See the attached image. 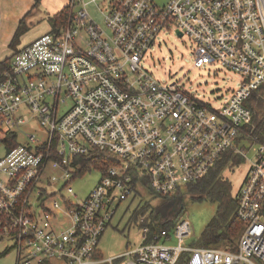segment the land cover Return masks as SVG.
<instances>
[{"label": "built area", "instance_id": "obj_1", "mask_svg": "<svg viewBox=\"0 0 264 264\" xmlns=\"http://www.w3.org/2000/svg\"><path fill=\"white\" fill-rule=\"evenodd\" d=\"M106 3L96 5L99 23L87 3L70 0L64 26L0 61V236L13 240L14 264H178L183 255L185 264H264V136L246 129V101L254 93L264 98V0ZM171 30L194 43L195 67L216 63L239 74L219 107L142 67L159 33ZM29 123L39 131L23 133ZM94 149L117 163L74 202L58 182L73 178L77 158ZM227 154L248 162L234 249L183 245L191 232L185 219L149 238L141 217L137 246L107 259L98 254L113 205L136 190L132 173L137 188L144 179L156 196H172Z\"/></svg>", "mask_w": 264, "mask_h": 264}, {"label": "rangeland", "instance_id": "obj_2", "mask_svg": "<svg viewBox=\"0 0 264 264\" xmlns=\"http://www.w3.org/2000/svg\"><path fill=\"white\" fill-rule=\"evenodd\" d=\"M109 0H97L94 4L91 0H82L87 3V11L89 15L97 22L101 23L102 19L99 15L96 5L104 8ZM157 5H165L168 0H151ZM61 3L56 2L55 5L49 4V0H40L37 4L36 11L25 20L24 33L20 36V45L31 43L40 35L52 32L53 13L58 10ZM73 10H79L82 3L79 1L74 3ZM19 45V44H18ZM18 47V46H17ZM194 43L188 37H179L173 30L162 31L159 33L154 47L148 51L144 59L141 61L142 67L148 70L155 78L165 84L175 82L186 92L195 95L211 107H219L224 98L228 96L230 91L238 87L240 82L239 74H235L224 67L216 64H204L203 67L197 68L193 65ZM9 50L0 48V58L8 56ZM69 102L65 101L60 105L58 114L62 113L68 106ZM23 133L37 132L39 129L34 123H29L21 128ZM38 139L42 140L43 135L38 134ZM18 140L23 142L22 136L17 135ZM245 146L247 142H243ZM245 146L242 147L249 157ZM239 147V148H240ZM255 148V147H253ZM3 149L0 145V156ZM92 156V155H90ZM88 156L87 158H89ZM232 156V155H231ZM220 175L227 179L231 184V192L233 193L240 186L243 177L247 173L248 162L241 154H235L231 159L225 161ZM81 167L77 164L71 169V173L75 176L68 182L65 180L59 183V186L65 185L66 188L61 191L63 195H70L71 200L78 202L83 200L89 192H91L97 181L101 177V171L96 166H89L81 173H78ZM58 186V187H59ZM182 188V189H181ZM174 200L170 203L165 211L163 220L177 221L188 220L190 224V236L183 240V245L194 246L199 244L200 236L205 230V226L209 220L215 215L217 204L209 198L201 200H192L187 196V188L181 187ZM164 199L157 197L146 187L136 188L135 192L127 197V200L114 204V216L110 224L104 230L96 250L103 259L124 253L130 248H134L141 242V234L139 224L135 219L136 216L148 218L155 209L163 205ZM238 240V239H237ZM237 242V241H236ZM13 240L7 236H0V264H14L16 258V250L13 248ZM169 245H176L173 240ZM219 248H223L219 246Z\"/></svg>", "mask_w": 264, "mask_h": 264}, {"label": "trees", "instance_id": "obj_3", "mask_svg": "<svg viewBox=\"0 0 264 264\" xmlns=\"http://www.w3.org/2000/svg\"><path fill=\"white\" fill-rule=\"evenodd\" d=\"M38 3L39 0L34 1V5ZM71 16L72 12L69 4V6L67 5L53 16L52 32H56L64 26ZM25 29V24L21 22L12 36L10 42L11 47L18 44L20 36L24 33ZM8 60L9 59L6 61ZM246 106L252 113V121L246 128L247 131H253L254 134L264 136V98L254 93L246 101ZM90 155L92 156L89 158L86 156L77 158L75 164H78L79 167H81L78 173H81L89 166H96L101 173H104L110 165L117 163L115 157L106 151L94 149ZM227 155H225L222 160L217 161L216 164L208 170V173L200 180L183 186L187 188V196L191 201L209 198L212 202L217 204L215 215L209 220L208 224L205 226V230L200 236L199 244L204 247L221 246L223 248L230 247L234 249L236 247V241L243 229L241 223L236 217L237 191L240 186L232 193L230 182L220 175L221 170L226 164L225 161L232 158V156ZM132 177L133 186L137 188L136 175L132 173ZM140 186L142 188H147L144 179L141 180ZM172 196H157L164 199L163 205L159 208L157 207L148 218L145 217V221L147 220L149 222L147 223L150 230L149 238L160 232V229H168L173 225L174 221H171L170 223V221L163 220L166 209H168L170 206L169 204L174 200V197ZM139 218L141 217L136 216L135 219L138 220ZM178 262V264H185L184 255L181 256Z\"/></svg>", "mask_w": 264, "mask_h": 264}, {"label": "crops", "instance_id": "obj_4", "mask_svg": "<svg viewBox=\"0 0 264 264\" xmlns=\"http://www.w3.org/2000/svg\"><path fill=\"white\" fill-rule=\"evenodd\" d=\"M34 1L35 0H0V48H2V51L9 50L8 56L0 58V61H6L11 57L13 52L18 51L25 45L29 44L26 43L22 46L19 41V45L17 44L14 47L10 46L12 36L19 24L21 22L25 24V20L32 14V12L38 10V5H34ZM62 1V4H60L62 6H58L60 8L53 13V16L67 5L69 6L70 0ZM56 2L61 3L60 0H49V4L52 6L55 5Z\"/></svg>", "mask_w": 264, "mask_h": 264}, {"label": "water", "instance_id": "obj_5", "mask_svg": "<svg viewBox=\"0 0 264 264\" xmlns=\"http://www.w3.org/2000/svg\"><path fill=\"white\" fill-rule=\"evenodd\" d=\"M176 33L178 34V36H179V37H181V36H182V35H181V33H179V32H176Z\"/></svg>", "mask_w": 264, "mask_h": 264}]
</instances>
